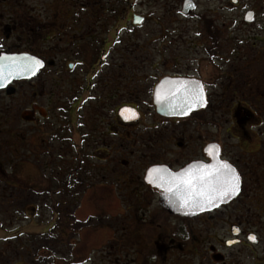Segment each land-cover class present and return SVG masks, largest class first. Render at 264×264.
Returning a JSON list of instances; mask_svg holds the SVG:
<instances>
[{"label": "flooded vegetation", "instance_id": "af4514ba", "mask_svg": "<svg viewBox=\"0 0 264 264\" xmlns=\"http://www.w3.org/2000/svg\"><path fill=\"white\" fill-rule=\"evenodd\" d=\"M123 1L107 4L106 14L95 21V33L92 16L72 11L75 27L90 28L81 35H68L62 24L43 19L51 12L46 8L38 13L0 11V56L27 54L44 62L32 77L0 87V181L13 189L14 200L1 204L8 205L9 215L24 221L14 236H24L29 219L36 217L41 227L36 236L56 224L62 225L67 236L62 241H71L78 194L100 193L105 198L106 194H127L132 201L126 202L124 216L133 223L129 229L123 226L126 234L120 241L135 236L144 258L137 264H264V141L252 144L232 129L227 132L236 142L222 139L215 110L211 116L207 112L213 108L208 79L184 71L179 58L164 61L173 62L166 73L157 64H151V74L127 73L125 65L144 60L111 54L124 28L118 25L126 18ZM186 1L180 0L181 15L196 16L197 0H189L190 13L184 10ZM227 2L243 8L244 20L257 25L258 32L249 36L255 53L249 52L247 61H256L258 76L264 79V0ZM134 6L129 4L127 22L139 27L147 17ZM216 9H221L220 4ZM210 11L201 19L208 23L211 39L208 60H216L220 37L210 17L218 11ZM136 17L141 20L135 22ZM106 32H114L111 43L110 38L103 39ZM104 67L108 73L103 75ZM192 82L203 85L205 103L181 114L183 88L193 87ZM125 108L133 111L122 114ZM232 113L236 129L248 135L247 122L255 110L240 102ZM212 145L219 146L218 159L238 172L239 192L203 210L177 212L162 205L159 193L146 182L148 170L161 166L179 172L213 164L208 151ZM260 151V156L254 154Z\"/></svg>", "mask_w": 264, "mask_h": 264}, {"label": "rangeland", "instance_id": "374dc122", "mask_svg": "<svg viewBox=\"0 0 264 264\" xmlns=\"http://www.w3.org/2000/svg\"><path fill=\"white\" fill-rule=\"evenodd\" d=\"M113 1L0 0V11L22 9L38 13L46 8L51 12L49 17L43 19L62 24L68 35L73 33L81 35L90 28L75 27L72 11L82 10L87 16H92V32L95 33L97 32L96 19L106 14L104 12L107 4ZM122 3L126 18L118 25H123L124 28L117 34L118 43L112 47L111 54L117 57L144 60L136 61L137 65H125L124 69L127 73H154L151 64L152 66L157 64L156 67L159 66L166 73L173 62L164 64V61L179 58L184 71L190 74H202L208 79L210 106L213 108H209L207 112H212L211 116L215 110L216 113L213 115L222 139H232L235 143L234 136L227 132L228 129H232L236 136H242L243 139L249 138L252 144L264 141V79L258 76L256 61L252 60V63L247 61L248 53L253 51V56L255 53L250 49L252 41L249 36L258 30L257 25L248 24L244 20L243 8L240 10L232 4L228 6L227 0H197L199 5L197 15L186 17L181 15L180 0H124ZM130 3H135V11L147 17L144 25L134 27L127 22L130 17L128 16ZM219 4L221 9L218 11L216 7ZM210 10L218 11L215 17H210L214 21L212 22L214 27L218 28L217 33L220 37L218 51L220 57L216 60H208L209 53L206 49L211 39L207 31L208 23L201 19L202 15H211ZM57 12L58 16H53ZM8 14L6 13V16ZM44 15L40 14V17ZM6 16L4 20L7 19ZM110 32L104 33L103 39L110 38L111 43L114 32ZM113 49H119L122 53L116 54ZM103 71V75L108 73L107 67H104ZM99 80L100 77L95 78V82ZM240 102L246 106L249 105L256 112L252 121L247 122L248 135L244 132L241 134L235 127L232 107ZM262 149L264 150V146ZM254 154L260 156L262 151L254 152ZM12 190L6 181H0V208L4 209L0 216V264H137L143 262L144 258L138 253V242L135 236L125 237L122 242L120 241V236L124 237L126 234L123 232V226L129 229L132 228L130 223H133L132 219L125 218L127 215L124 216L126 202L132 201L129 195L106 194L107 198H105V195L100 193L94 194L95 196L78 194V198L81 197V199L76 209L75 235L71 241H62L67 239V236L62 233V225L59 228L56 224L49 223L43 236H36L41 231L36 217L29 219L28 227L24 229V236H14L17 234L15 229H20L24 221L9 215L8 205L1 204L14 201L11 198ZM49 219L50 217L45 218L44 223Z\"/></svg>", "mask_w": 264, "mask_h": 264}, {"label": "snow or ice", "instance_id": "6c2138e0", "mask_svg": "<svg viewBox=\"0 0 264 264\" xmlns=\"http://www.w3.org/2000/svg\"><path fill=\"white\" fill-rule=\"evenodd\" d=\"M251 18L250 16L248 17ZM41 66V61L30 58V63L23 66L24 71L35 74V70ZM11 75V72L9 73ZM7 79V77H4ZM193 87L185 85L183 88V110L181 114H187L193 107L203 106L204 90L199 82H192ZM180 91V89H177ZM159 98V92L157 93ZM133 111L131 109H122L124 112ZM125 116V119H128ZM215 163L200 164L184 170L170 183L169 190L174 188L175 193L179 194L182 205L188 208H197L203 210L205 207H216L223 202L235 196L240 189V177L235 168L226 161L218 159L219 146L212 145L208 149ZM159 169L153 168L149 171V177L153 173L159 172ZM159 178V177H157ZM150 182L152 180L150 179ZM255 239V237H249Z\"/></svg>", "mask_w": 264, "mask_h": 264}, {"label": "water", "instance_id": "95a60500", "mask_svg": "<svg viewBox=\"0 0 264 264\" xmlns=\"http://www.w3.org/2000/svg\"><path fill=\"white\" fill-rule=\"evenodd\" d=\"M184 10L186 11V13H190L192 11V6L189 0L186 1ZM140 20H141L140 17H136L135 22H139ZM30 58H35L41 61V66L35 70V74H36L44 66V62L40 58L27 54H5L3 56H0V87L6 86L10 81L14 79H25L35 75L32 74L31 72L23 70V66L30 63ZM10 72L11 75H9ZM4 77H7V79H5ZM156 93H158V90ZM160 95L161 94H159V96ZM204 103H205V98H204ZM153 168L159 169L160 171L157 173H153V176L150 178L149 171ZM186 169H183L179 172H174L166 167L156 166L150 168L145 177L146 182L149 184V186L154 191L159 193L160 202L162 203V205H164L166 208H169L170 210L181 212L182 210L190 209L182 205L180 196L179 194L175 193L174 188L172 190H169L170 183L175 179L176 176H178V174H180ZM150 179L152 180V182H150ZM240 186H241V178H240ZM233 197L223 202L231 200ZM223 202H220L219 204ZM206 208L208 207H205L204 209Z\"/></svg>", "mask_w": 264, "mask_h": 264}]
</instances>
